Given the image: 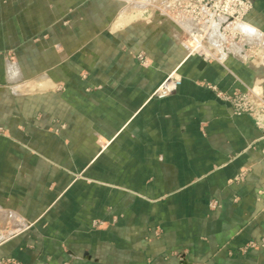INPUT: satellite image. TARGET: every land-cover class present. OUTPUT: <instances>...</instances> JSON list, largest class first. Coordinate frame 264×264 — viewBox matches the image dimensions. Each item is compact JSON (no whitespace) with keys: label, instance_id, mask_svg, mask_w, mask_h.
Listing matches in <instances>:
<instances>
[{"label":"crops","instance_id":"0c3cea01","mask_svg":"<svg viewBox=\"0 0 264 264\" xmlns=\"http://www.w3.org/2000/svg\"><path fill=\"white\" fill-rule=\"evenodd\" d=\"M252 2L246 25L264 33ZM117 15L107 0H0V260L264 264L249 248L264 240V130L206 86L264 96V67H201L167 22ZM62 30L77 46L57 53ZM20 49L54 86L12 91ZM174 69L177 91L154 97Z\"/></svg>","mask_w":264,"mask_h":264},{"label":"built area","instance_id":"2783aa9c","mask_svg":"<svg viewBox=\"0 0 264 264\" xmlns=\"http://www.w3.org/2000/svg\"><path fill=\"white\" fill-rule=\"evenodd\" d=\"M121 3L130 4L136 0H117ZM149 7L161 10L166 17L182 29V35L194 44L191 54L202 58L206 62L218 59L220 55L215 52L213 43L227 41V45L237 41H249L243 26L246 19L253 10L252 0H147ZM155 1V2H154ZM259 41L258 49L253 55L262 60L264 67V33L257 32ZM248 44V43H247ZM227 55L221 54V57ZM138 61L147 62V55L140 52L137 55ZM182 83L181 76L176 72L171 73L165 82L156 90L154 96L164 99L174 93ZM208 88L215 92L218 99L227 103L233 110L234 116L248 115L253 118L256 126L264 130V96L256 88L246 90L225 91L217 85H209ZM256 90V91H255ZM255 91V92H254ZM213 203L212 207H216ZM264 247V240L261 243L252 242L251 249Z\"/></svg>","mask_w":264,"mask_h":264},{"label":"rangeland","instance_id":"374dc122","mask_svg":"<svg viewBox=\"0 0 264 264\" xmlns=\"http://www.w3.org/2000/svg\"><path fill=\"white\" fill-rule=\"evenodd\" d=\"M107 1H111V2L116 4V11H118V15L116 17L117 21L114 24L115 26L117 25L118 27L119 26L121 27V26H124V25H129L131 23H138V22L151 23L153 21V22L156 23V22H160L162 20L164 22H167L168 25L170 26V28L172 29V31H174L175 36H178V38H179L178 39V42H179L178 44H179V46L182 49L185 50L184 53H186L187 57L195 56V55L191 54L192 47H194V44L191 41H188V39L183 37L182 29L177 24H175L173 21H171L168 17H166L161 10H159L157 8H152V7L150 8L149 5H148L149 2L147 0H145L146 1L145 2L146 3L145 6H139V7L137 6V9H133L129 4L121 3V2H119L117 0H107ZM80 11L78 10V15L79 16H81V12ZM82 12L85 15H88L89 13H91V10L85 7V9H83ZM128 15H131V16L132 15L133 16L134 15L135 16L138 15V16L136 17L137 19H135L133 21H130L128 23L127 22L123 23L124 18H126ZM123 16H125V17H123ZM15 29L16 28L14 27V30ZM64 31L65 30H62L61 32H59L60 33L59 34L60 38H62L63 42L61 43L62 47H61V45H56L57 53H59V51L61 52L63 50H70L71 48H74L75 46H77V42H73V41H71V39H68L67 41L64 40V38H65L64 34L66 33ZM245 33H246V36H247V38L249 40L248 42L247 41H237L236 40L235 42H232L230 45H227V41L224 40V39H222L223 41L217 42V43H213L212 41L211 42L209 41V43L211 45L215 46L214 47L215 48L214 51L217 52L218 55H220V56L218 57L217 60H215L216 62H214V60L206 62L202 58L201 59L203 61H205L206 63H217V64H220L222 66H226L227 61L229 59H231V60L239 61L244 66H246V63H248V62H256L257 63L256 67H263L262 66V60L259 59L257 56L253 55V52H255L256 49H258L256 43H259V41L254 40V38H257L256 32H255V34H254V32H253V34H248L245 31ZM225 49H227L229 52L226 53L224 51ZM17 52L19 53V56H21V57H16L15 54ZM23 52L24 51H22L20 49V50H16V51L13 50V51H10L8 53V54H12V55H10L11 57L9 58V61H11L12 65L16 64V62L20 63L19 60H21L23 66L26 67V68L23 67V71H22V73H18L19 75L14 74V73L12 75H10V79H11V81H10V85L11 86L10 87L14 88V90H12V91L15 92V93L29 94V93L38 92V91H46V90L49 89V87L54 86V85L44 86L45 84H44L43 81H48V82L52 81V77H51L52 73L50 75L49 71L47 72V70H45V67L48 66L49 63L46 62V65H44V63H43L45 61L44 57H42L41 66L38 67V66H35L33 64V59H32L33 56L31 54H29L30 56H27V53H29V52H24V53ZM224 53L227 56L226 57L224 56V60H223L221 58V54L224 55ZM147 59L148 60H147L146 63H144V65H147V63L149 62V57L148 56H147ZM173 72H176L178 74V76H181L179 74V72H178V69H174L166 76L165 80ZM232 75L238 79V77L236 75H234L233 73H232ZM52 76H54V75H52ZM165 80L161 83V85L165 82ZM209 85H212V84H210V83L206 84V86H209ZM247 88L254 89L255 87L246 86L245 90ZM236 90H240V89H236ZM241 91H243V90H241ZM155 92H154V94H155ZM2 132H3V128L0 127V134ZM13 263L17 264L15 259H2V260H0V264H13Z\"/></svg>","mask_w":264,"mask_h":264},{"label":"bare ground","instance_id":"6f19581e","mask_svg":"<svg viewBox=\"0 0 264 264\" xmlns=\"http://www.w3.org/2000/svg\"><path fill=\"white\" fill-rule=\"evenodd\" d=\"M146 1L145 0H136L135 2L134 1H131L130 2V6L133 8V9H137V6L139 7V6H145L146 5V3H145ZM138 14V13H137ZM138 15H128L126 18H124V20H123V23H128V22H130V21H133V20H135V19H137L136 17H137ZM123 17H125V16H123ZM121 23V22H120ZM120 25V24H119ZM244 31H246L248 34H253V31L254 30H252V28L251 27H249V26H247V25H245V26H243V28H242ZM255 34V33H254ZM253 38V37H252Z\"/></svg>","mask_w":264,"mask_h":264},{"label":"water","instance_id":"95a60500","mask_svg":"<svg viewBox=\"0 0 264 264\" xmlns=\"http://www.w3.org/2000/svg\"><path fill=\"white\" fill-rule=\"evenodd\" d=\"M226 53H228L229 51L227 49L224 50ZM206 65V62L205 61H202L201 62V67L205 66ZM246 66L247 67H256L257 66V63L256 62H248L246 63Z\"/></svg>","mask_w":264,"mask_h":264}]
</instances>
